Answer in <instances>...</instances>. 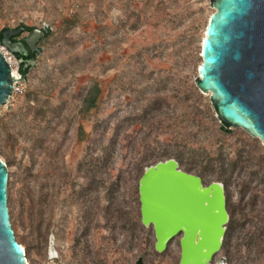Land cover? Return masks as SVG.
Masks as SVG:
<instances>
[{
  "label": "rangeland",
  "instance_id": "1",
  "mask_svg": "<svg viewBox=\"0 0 264 264\" xmlns=\"http://www.w3.org/2000/svg\"><path fill=\"white\" fill-rule=\"evenodd\" d=\"M64 12L77 16L69 31L62 29ZM213 13L209 0H0V31L23 24L51 33L40 40L41 53L25 77L17 58L0 44L22 77L0 107L5 124L0 159L12 174L9 218L16 241L27 249L28 264H136L141 256L142 264H179L177 243L158 252L152 226L134 227L141 216L131 162L150 150L195 151L218 162L229 172L225 188L231 203L248 216L246 231L262 228L264 146L241 129L221 131L223 123L216 119L209 95H201L195 86L202 39ZM94 85L100 93L86 112L83 98ZM196 92L202 100L194 97ZM27 93L37 101L29 104ZM151 101L163 106L159 118L125 124L106 171L96 179L83 178L77 164L85 156L104 157L115 127ZM29 106L34 109L27 113ZM39 106L44 117L35 111ZM41 144L49 151L38 149ZM32 161L31 186L52 196L51 212L44 216L54 235L52 257L45 223L37 231L27 210L23 168ZM117 179L120 189L113 206L122 215L115 225L108 219L119 216L107 214L103 188L73 200L99 180ZM220 262L264 264V248L232 247L230 258L219 251L210 264Z\"/></svg>",
  "mask_w": 264,
  "mask_h": 264
},
{
  "label": "water",
  "instance_id": "2",
  "mask_svg": "<svg viewBox=\"0 0 264 264\" xmlns=\"http://www.w3.org/2000/svg\"><path fill=\"white\" fill-rule=\"evenodd\" d=\"M212 8L195 86L201 95H209L220 123L241 129L264 146V0H213ZM45 30L36 28L22 42H12L24 28L7 29L1 45L12 55L26 57V47L40 54L37 45ZM21 79L19 74L13 75L0 51V107L8 103L14 84ZM8 175L7 165L0 159V264H28L11 228ZM138 196L141 223L153 226L158 252L182 232L179 264H210L221 250L228 223L221 183L204 188L199 178L183 172L176 160L169 159L144 168ZM48 251L52 257V233Z\"/></svg>",
  "mask_w": 264,
  "mask_h": 264
},
{
  "label": "trees",
  "instance_id": "3",
  "mask_svg": "<svg viewBox=\"0 0 264 264\" xmlns=\"http://www.w3.org/2000/svg\"><path fill=\"white\" fill-rule=\"evenodd\" d=\"M213 0H209L212 4ZM60 18L62 20V29L64 31H69L77 24V16L69 15L68 13L64 12L60 14ZM19 26H23L20 24ZM9 28H4L0 31V44L2 39V33ZM27 31H31L32 28L27 27ZM50 30L48 29L44 34V38L50 36ZM18 59L20 60V74L25 77L29 73L32 65L26 66V61H23L22 56L17 55ZM32 61L35 62V58H32ZM195 92V90H194ZM100 90L99 88L94 85L87 89L86 95L83 98V109L88 112L93 109L96 105L97 98L99 96ZM194 97L197 100H202V96L200 94L193 93ZM32 94L27 93L26 98L27 102L30 104L32 101H37L36 99H32ZM186 98H189L190 95L186 94ZM34 107H28L29 113L33 110ZM43 107L39 106L35 109L37 115L43 116L45 112L42 111ZM163 110V106L161 103L151 101L147 104V106L141 111L140 114H137L132 117L125 118L119 125H117L114 129L113 136L110 139L104 157H97L96 159H88V157H84L78 164L77 170L82 175L83 178L87 179H96L102 172L106 171L107 166L114 158L118 145L119 139L121 134L125 131V124H132L136 122L141 123H149L150 121H154L159 118ZM98 126H95L93 130H97ZM229 126L222 124L220 130L226 133H229ZM107 127H104V132L106 131ZM5 130L4 120L0 118V134H2ZM38 149L43 151H49L44 144H41ZM174 159L179 164V168L183 169L185 172H195L198 173L199 176L206 181L209 178L215 177L217 182L223 183L226 187L229 184V172L224 170L223 167L218 163L214 162L210 159H207L202 154L191 151L186 152L183 150L179 151H170L168 148L162 150H150L143 152L138 158L134 157L131 162V174H134V189L138 191V182L143 173L145 167L154 165L158 162H162L165 160ZM23 172L25 175V179L27 180V210L29 211V215L31 218V223H36L37 231H40L43 224L46 226L45 234L46 237L49 238L50 229L48 226V221L46 222L44 216L46 212H51L52 209V196L45 192L44 188H38L35 191V187L31 186L33 181V173H34V161L30 165H25L23 168ZM12 178V174L9 171L8 175V184H10V179ZM103 188L105 191V199L107 202L106 212L109 216H112L113 213L119 216L116 219L111 220L108 219L109 222H112L114 225L119 221L121 218V210L118 207H114V194L119 191L120 189V180L117 179L110 183H104L102 180L97 181L93 186L75 194L76 196L73 197L75 199H85L88 195L93 192H98L99 189ZM77 197V198H76ZM242 208L238 210L239 216L237 218L231 219L229 223L226 225V233L223 239L221 250L223 253L226 254L228 258H230V249L232 247L236 249L246 248L248 250L255 249L258 252H262L264 248V225L259 230L255 231H246V226L250 222L248 220L247 215L243 214ZM114 211V212H112ZM113 218V216H112ZM140 225L143 227L142 223L139 221L134 222V227ZM235 242V244L233 243ZM21 245V243H19ZM234 244V245H233ZM22 246V245H21ZM25 258H27V249L24 248ZM141 261H138L137 264H140Z\"/></svg>",
  "mask_w": 264,
  "mask_h": 264
},
{
  "label": "flooded vegetation",
  "instance_id": "4",
  "mask_svg": "<svg viewBox=\"0 0 264 264\" xmlns=\"http://www.w3.org/2000/svg\"><path fill=\"white\" fill-rule=\"evenodd\" d=\"M23 25V24H22ZM20 27H22V28H24V31L19 35V36H16V37H13V38H11V41L12 42H22L23 41V39L27 36V35H29L30 33H32V31L34 30V29H36V28H32V30L31 31H27V27L26 26H18V27H16V29L17 28H20ZM41 29H43V28H41ZM46 30L44 31V34L46 33V31L48 30V28H45ZM26 47V46H25ZM37 47H38V45H37ZM26 49H27V51H28V55L26 56V57H22L23 58V61H26V66H30V65H32V63H31V61H32V58L34 57H36L37 55H39L38 53H35V52H31L27 47H26ZM15 58H17V60L20 62V60L18 59V57H17V55H13ZM183 171V170H182ZM183 172H185V171H183ZM185 173H187V174H189V175H191V176H194V177H197V178H199L200 179V181H201V185H202V187H208L210 184H212V183H214V182H216V183H221V182H217V181H212V182H209V183H206V181H204L200 176H199V174L198 173H195V172H185ZM222 185H223V183H221ZM223 187H224V198H225V208H226V212H227V215H228V223H229V221L231 220V219H234V218H237L239 215V211L238 210H240V205H233L232 203H231V201H230V198H229V196H228V194L226 193V188H225V186L223 185ZM246 215V214H245ZM248 217V216H247ZM227 223V224H228ZM152 229H153V226H152ZM153 233H154V230H153ZM154 237H155V233H154ZM183 238V233L182 232H179V233H177L176 235H174L169 241H168V243H167V245H166V248H168V246H170L172 243H177V246H178V248H179V254H180V258H181V244H180V242H181V239ZM165 248V249H166ZM179 263H180V260H179ZM140 264H142V262H140Z\"/></svg>",
  "mask_w": 264,
  "mask_h": 264
},
{
  "label": "built area",
  "instance_id": "5",
  "mask_svg": "<svg viewBox=\"0 0 264 264\" xmlns=\"http://www.w3.org/2000/svg\"><path fill=\"white\" fill-rule=\"evenodd\" d=\"M0 51H1V50H0ZM2 53H3V52H2ZM4 56L6 57L7 61H8L9 64H10V61H9V58L7 57V55L4 54ZM15 86H16V84H14L13 92L16 90V87H15Z\"/></svg>",
  "mask_w": 264,
  "mask_h": 264
},
{
  "label": "bare ground",
  "instance_id": "6",
  "mask_svg": "<svg viewBox=\"0 0 264 264\" xmlns=\"http://www.w3.org/2000/svg\"><path fill=\"white\" fill-rule=\"evenodd\" d=\"M12 71H13V75H14L15 77H18V73H17V71H16L14 68H12Z\"/></svg>",
  "mask_w": 264,
  "mask_h": 264
}]
</instances>
